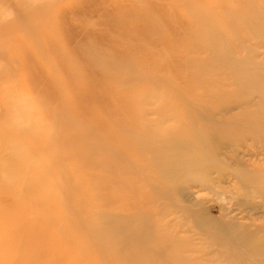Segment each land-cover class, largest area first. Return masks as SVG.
Segmentation results:
<instances>
[{
    "label": "rangeland",
    "instance_id": "obj_1",
    "mask_svg": "<svg viewBox=\"0 0 264 264\" xmlns=\"http://www.w3.org/2000/svg\"><path fill=\"white\" fill-rule=\"evenodd\" d=\"M110 3L0 0V264H264V200L241 190L226 157L264 170V153L245 150L251 137L234 154L238 135L222 128L227 147L214 145L222 152L208 177L194 170L170 183L144 171L148 137L187 135L183 117L164 105L173 86L216 108L240 93L235 77H264V44L235 23L264 13V0L109 6L163 17L139 34L140 18L96 12ZM200 63L210 82L186 83ZM204 93L217 98L199 100ZM123 111L122 123L142 114L140 150L120 140L129 131L117 125ZM243 226L257 233L252 243L241 240Z\"/></svg>",
    "mask_w": 264,
    "mask_h": 264
},
{
    "label": "bare ground",
    "instance_id": "obj_2",
    "mask_svg": "<svg viewBox=\"0 0 264 264\" xmlns=\"http://www.w3.org/2000/svg\"><path fill=\"white\" fill-rule=\"evenodd\" d=\"M122 1L123 0H111L109 5L98 4L96 7V12L104 10V13L98 14L111 16L124 15V17L128 19L134 17L140 18L139 30L134 31L137 32V34L140 32H145L148 28L163 23V17L161 15L142 17L140 13L136 12L132 8H129L124 12L117 13L114 9H117V6ZM139 1L142 2L136 3L139 6L137 9L139 12L145 9L151 10L153 9V6L164 10L163 3H166L167 1L173 2V0ZM143 4H146V7H141ZM110 5H112L114 9H109ZM125 18H123L124 21L126 20ZM235 20V23L240 26L241 29L249 33L253 32V38H256V40H259L262 44H264V13L259 14L258 17H254V19L251 21L240 16ZM113 24L120 25L121 21H116V23ZM198 35L199 33H197V36ZM146 39L150 41L154 38L147 37ZM201 42L202 41L197 43L199 50L202 49L200 45L203 43ZM205 48H207V46H205ZM207 50L209 51L210 48H207ZM214 61L215 60L213 59L211 62L214 63ZM234 61H232L233 64H235ZM240 61L245 60L242 58ZM95 62L98 63L97 59H95ZM181 62L190 63L193 62V59L184 57V60ZM224 63L225 65H230L231 62L224 61ZM152 65H155L154 62H151V64L148 66L151 67ZM257 65H260V63ZM169 69L170 67L167 68V70ZM198 69L199 71L194 73V75L190 74V77H183L185 78L186 83L188 82L187 78L189 79V82L194 84H198V82L201 80H203L204 83L207 81L210 82L209 79H211V72L208 74L203 73V70H205L206 67L202 63H200ZM250 71L251 70L248 71L250 75H242L241 79L235 77V81H232V83H235L239 80L240 84L239 87H237V90H241L240 93L237 92V94H235L231 100L227 101L224 106H218L216 108H212L209 105V107L201 109V105H196L197 103H195V101L198 100L195 95H193L191 98L186 96L184 99L183 91L179 90L177 93L176 86H173L172 88L175 90V93L174 95L168 96V99L167 96H165L164 105L167 109L172 110L177 118L183 117V119L186 121V126L184 128L188 130L186 133L187 135L182 134L180 136H169L171 139L168 143L160 142L158 144L154 143L156 139L148 137L149 144L147 145L149 153L147 152L146 157L148 161H150V164H146L144 171L146 173L148 172V174L151 172V174L163 179V182L165 181L170 183L176 180L177 176L184 178L185 175L188 176L187 174H190V172H193L194 170H197L198 173H202L208 177L210 175V169L213 167V157H218L217 153L222 152L217 149L215 151L213 149L215 148L214 145L227 147L222 143V140L219 138V136L216 135L219 131H221L222 128H225V137L230 138V133H232V131H236L234 135H238L236 138L237 143L232 146L229 152L232 151L235 154V152L238 150V147H245L246 137H251L252 139L250 144L253 146V149L246 147L245 150L251 152V154L255 155L256 157L259 154H263L264 146H260V149H257L256 147L254 148V146H258L262 141L264 142V77L256 75L259 73L251 75L252 72ZM165 77L168 83L169 78H167V76ZM196 78L198 81H195ZM228 78H230L229 75ZM168 86L170 88V85ZM200 86H202V83ZM200 98L201 99L199 100L209 102V100L216 99L217 97L215 95H208V93H204L200 96ZM134 102H137V100H134ZM157 110V108H154L152 113ZM138 111L140 110L138 109L136 113ZM136 113H134L131 118H128L127 115H125L122 123V117L125 114L123 111L118 118L117 125L119 129L121 128L120 124L129 125V127H127L129 131L127 133L120 134V140L122 139L121 141L127 140L132 142L135 146H137V149L140 150L142 144L148 143V141L144 139L143 136L145 135L136 134L135 132L136 127L140 124L138 121V118L140 117L137 115L142 116L141 113ZM234 135L232 137H234ZM155 150L158 152V154L153 153ZM207 150L212 151V155L208 156L200 152ZM226 157L229 160H235L236 168H232L230 166H228V168L237 179L238 186L241 188V190H243L242 188L250 189L249 192L253 193L254 197H252L250 193L247 194V196L264 200V170L262 169L260 163L257 162L256 164H253L247 162L248 164H245L244 161L240 159H234L233 154L229 153L226 155ZM256 172L258 173V176H256ZM246 174H253L254 179L250 178V181H245L249 179ZM0 218L3 219V215ZM245 227L243 226V231H240L241 240L247 243H252L257 236V233L254 231L245 232ZM258 227L263 229L262 226ZM240 236L238 235V237L235 238L240 239ZM261 242L264 244V240Z\"/></svg>",
    "mask_w": 264,
    "mask_h": 264
}]
</instances>
